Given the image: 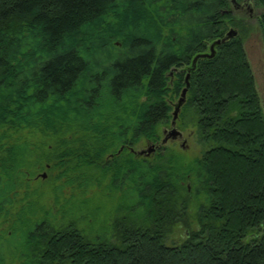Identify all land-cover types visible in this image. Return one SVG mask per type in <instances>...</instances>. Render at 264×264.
I'll return each mask as SVG.
<instances>
[{
	"label": "trees",
	"instance_id": "1",
	"mask_svg": "<svg viewBox=\"0 0 264 264\" xmlns=\"http://www.w3.org/2000/svg\"><path fill=\"white\" fill-rule=\"evenodd\" d=\"M230 1L0 0V264H264V108L244 39L193 67L228 23L243 26ZM259 24L264 36V13ZM173 66L185 69L170 84ZM186 75L178 126L202 154L108 161L161 141ZM124 166L147 169L137 204L121 197L99 230L88 199L54 210L30 191L53 169L82 191L96 170L114 186Z\"/></svg>",
	"mask_w": 264,
	"mask_h": 264
},
{
	"label": "rangeland",
	"instance_id": "2",
	"mask_svg": "<svg viewBox=\"0 0 264 264\" xmlns=\"http://www.w3.org/2000/svg\"><path fill=\"white\" fill-rule=\"evenodd\" d=\"M255 4V14L256 16L254 18H251L250 12L247 11L246 14H235V17H238L239 19L243 20V26L241 25L236 26V24L228 23L227 32L233 28L234 30H237L239 33V36L244 39V46L247 51L249 60L251 62L257 88L261 97V102L264 108V36L262 29L259 24L260 17L264 13L263 7L259 5L257 0H254ZM245 20V21H244ZM84 117V114H83ZM87 118V117H84ZM85 120V119H83ZM165 128H169V126H165ZM179 128V126H178ZM180 129V128H179ZM186 137V143L184 144L185 149H182L183 143L175 141V142H169L166 145V148L170 149H177L181 153H184L183 159L184 161L192 162L194 157L200 156L203 151V146L199 143L198 138L195 136V132L193 128H188L185 132ZM136 151H142L141 149L145 150L147 149L145 143H139L135 146ZM132 159V158H131ZM98 171V172H97ZM147 169L144 168L140 170V172L131 171V169H128L126 166H124V171L118 175L117 183L116 185H112V181L103 179L102 183L99 181H96L94 178L96 176H101L99 173V170L92 171L88 175V181H86L85 177L81 176L80 181L85 182L82 187L89 186L85 189V191H82L79 187L71 186L72 183H69L68 177H60L61 174H59L60 170L53 169L52 171L45 170L41 171L39 174H47L46 179L38 178L37 183L31 184L30 191H33L37 186L40 188V191L43 192V199L45 202H47V206H55L60 208L62 205H64V202L68 200L69 205H76L78 209H82V207L85 208L84 203L86 201H83L84 199H88V204H90V212L92 213L90 219H92V224L94 226V230H99L98 228L102 227L103 219L107 218V213L110 210H114L116 207H118L120 203V198L122 197L123 201H125L126 204H129L131 209H133L134 205L137 204V195H136V182H140L143 174H146ZM73 177H76L73 175ZM68 180V181H67ZM35 184V185H34ZM189 185V184H188ZM191 186V184H190ZM57 187L58 190V196L60 199V205L56 206L54 205V198H55V188ZM112 189V194L109 196L107 193L108 190ZM192 191V190H191ZM71 201H70V200ZM196 199H193L192 202H196ZM197 203V202H196ZM75 206V207H76ZM191 208H194L195 205H191ZM98 207H101V211L98 210ZM95 209L97 213L95 212ZM53 210V211H54ZM132 214V212H130ZM192 213V211H191ZM135 213L132 214L133 217H138L139 215ZM59 215V214H58ZM194 215V214H193ZM59 218L62 217L60 214L58 216ZM110 218H108L109 221ZM60 222V221H58ZM85 225V224H84ZM109 226V223L107 224ZM184 233L185 229H177L174 231L172 236L169 239V243L179 244L184 239Z\"/></svg>",
	"mask_w": 264,
	"mask_h": 264
},
{
	"label": "water",
	"instance_id": "3",
	"mask_svg": "<svg viewBox=\"0 0 264 264\" xmlns=\"http://www.w3.org/2000/svg\"><path fill=\"white\" fill-rule=\"evenodd\" d=\"M236 0H232V4H234ZM238 35V32L234 29H230L223 38H220L216 41H214L209 48V52L199 54L193 59V67L196 65L197 61L199 59L203 58H213L216 55V47L220 46L223 43L229 42L230 40L236 38ZM189 77H187L186 80V86L183 88L180 97L178 101L174 104V111L172 113V121L169 126V128H165L163 130V137L159 143H152L150 144L147 149L142 150V151H137L136 154L139 156H145V157H151L154 155L158 150H160L162 147L166 146L169 142H175L178 140L184 141V134L181 130L178 129L177 127V122L180 116V113L185 106L187 102V94L190 88V82H189ZM185 141L183 145L181 146L182 149H185ZM42 179L47 178V174H43L40 176Z\"/></svg>",
	"mask_w": 264,
	"mask_h": 264
},
{
	"label": "flooded vegetation",
	"instance_id": "4",
	"mask_svg": "<svg viewBox=\"0 0 264 264\" xmlns=\"http://www.w3.org/2000/svg\"><path fill=\"white\" fill-rule=\"evenodd\" d=\"M255 4H254V0H236V2L234 3V4H232V0L230 1V9H229V13L231 14V16L233 17V16H235V14L236 13H238V14H246L247 13V11L248 12H250V16H251V18H254L255 16H256V14H255ZM228 12V11H227ZM245 21V20H244ZM231 29H233V28H231ZM237 31V30H236ZM238 32V31H237ZM227 33V32H226ZM239 36V33H238V35L236 36V37H238ZM187 68V67H186ZM185 69V67H181V68H178L177 66H173L172 68H171V71H170V73H169V75L168 76H170V84H172L173 82H174V77H175V75L176 74H178L179 73V71L180 70H184ZM189 73H188V71H187V75H188ZM187 75H186V77H187ZM172 106H173V102H172V104H171ZM173 109H174V107H173ZM178 123H179V120H178V122H177V127H178ZM165 129V128H164ZM163 129V130H164ZM179 129V128H178ZM179 130H181V129H179ZM182 132H183V134H184V141H185V143L187 142L186 141V137H185V132L186 131H183V130H181ZM162 137H163V134H162ZM162 139V138H161ZM184 141H181V140H178V142H181V143H184ZM150 144H152L151 142H145V145H146V147H148ZM141 150H143V149H141ZM136 148L135 147H133V146H131V145H122V146H120V148H119V150H118V152L116 153V155H114V154H110V156L107 158V160L108 161H111V160H113L114 158H115V156L117 157V156H120L122 153L123 154H125L126 153V155L127 154H130V153H135L136 154ZM137 155V154H136ZM139 156V155H138ZM107 161V162H108ZM49 167V166H48ZM41 175L40 174H38V178H41L40 177Z\"/></svg>",
	"mask_w": 264,
	"mask_h": 264
}]
</instances>
